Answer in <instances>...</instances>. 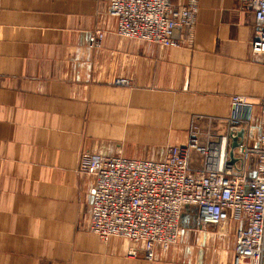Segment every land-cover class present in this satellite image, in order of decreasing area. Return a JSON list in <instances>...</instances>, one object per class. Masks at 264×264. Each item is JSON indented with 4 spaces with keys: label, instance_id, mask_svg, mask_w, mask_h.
Wrapping results in <instances>:
<instances>
[{
    "label": "crops",
    "instance_id": "obj_1",
    "mask_svg": "<svg viewBox=\"0 0 264 264\" xmlns=\"http://www.w3.org/2000/svg\"><path fill=\"white\" fill-rule=\"evenodd\" d=\"M108 1L0 0V264H233L243 222L201 229L191 207L177 243L152 261L140 243L102 242L89 229L93 178L78 161H161L186 144L191 121L223 132L216 120L233 97L249 105L244 141L255 145L264 60L252 52L253 14L240 0H196L174 48L118 36Z\"/></svg>",
    "mask_w": 264,
    "mask_h": 264
},
{
    "label": "built area",
    "instance_id": "obj_2",
    "mask_svg": "<svg viewBox=\"0 0 264 264\" xmlns=\"http://www.w3.org/2000/svg\"><path fill=\"white\" fill-rule=\"evenodd\" d=\"M240 1L254 18L252 52L264 60V0ZM196 12V0L180 5L170 0H109L107 6L118 36L174 48L181 46L179 32L193 26ZM102 37L96 30L88 40L98 46ZM248 106L244 99L232 98L230 116L216 120L224 125L223 132L210 126L211 118L206 131L192 122L186 144L168 146L161 161L81 153L78 170L93 178L91 232L104 242L118 237L140 243L142 257L152 261L157 248L177 241L181 215L191 207L201 228L242 221L233 264H264V99L255 145L244 141ZM240 130L243 135L231 160L230 144ZM129 255L135 257L137 250L131 248Z\"/></svg>",
    "mask_w": 264,
    "mask_h": 264
},
{
    "label": "water",
    "instance_id": "obj_3",
    "mask_svg": "<svg viewBox=\"0 0 264 264\" xmlns=\"http://www.w3.org/2000/svg\"><path fill=\"white\" fill-rule=\"evenodd\" d=\"M242 135H243V131L240 130V131L237 133L236 137H234V138L232 139V142H231V144H230V152H229V157H230L231 160H232V150L237 146V138H241Z\"/></svg>",
    "mask_w": 264,
    "mask_h": 264
},
{
    "label": "rangeland",
    "instance_id": "obj_4",
    "mask_svg": "<svg viewBox=\"0 0 264 264\" xmlns=\"http://www.w3.org/2000/svg\"><path fill=\"white\" fill-rule=\"evenodd\" d=\"M192 122H194V121H191L190 125L192 124ZM196 125H197V124H196ZM197 126H198V125H197ZM189 128H190V126H189ZM207 129H208V127H207L206 129H204V130H201V131H206ZM188 131H189V129H188ZM182 214H183V213H182ZM181 216H182V215H181ZM180 221H181V218H180ZM198 225H199V224H198ZM179 227H181L180 224H179ZM200 228H201V227H200ZM206 228H209V227H206ZM89 229H90V227H89ZM201 229H203V228H201ZM215 229H221V228H215ZM90 231H91V230H90ZM179 232H180V230H179ZM92 233H93V232H92ZM178 237H179V236H178ZM101 241H102V240H101ZM177 241H178V239H177ZM177 241H176L174 244H176ZM102 242H104V241H102ZM105 242H107V241H105ZM174 244H173V245H174ZM173 245H171V246H173ZM168 247H170V246H168ZM168 247H166V248H168ZM166 248H163V249H166ZM130 249H131V248H130ZM130 249L128 250L127 253H128V256H129V257H132V256L129 255V251H130ZM143 259H144V258H143ZM146 261H147V260H146Z\"/></svg>",
    "mask_w": 264,
    "mask_h": 264
},
{
    "label": "bare ground",
    "instance_id": "obj_5",
    "mask_svg": "<svg viewBox=\"0 0 264 264\" xmlns=\"http://www.w3.org/2000/svg\"><path fill=\"white\" fill-rule=\"evenodd\" d=\"M113 238H115V237H113Z\"/></svg>",
    "mask_w": 264,
    "mask_h": 264
}]
</instances>
